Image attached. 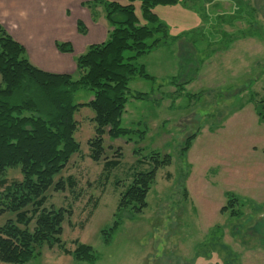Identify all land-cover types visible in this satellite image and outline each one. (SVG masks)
I'll return each mask as SVG.
<instances>
[{
    "label": "rangeland",
    "instance_id": "obj_1",
    "mask_svg": "<svg viewBox=\"0 0 264 264\" xmlns=\"http://www.w3.org/2000/svg\"><path fill=\"white\" fill-rule=\"evenodd\" d=\"M134 6L140 20V4ZM153 13L167 26L169 41L138 63L144 62L156 81L135 77L129 85L132 92L151 93V101L130 99L121 118L122 128L142 134H134L129 143L123 138L111 141L105 135L103 159L94 163L88 146L94 136L93 112L82 108L75 113L78 123L73 137L80 152L54 181L71 176L76 185L64 192L50 189L45 205L47 209L71 210L61 236L70 254L58 246H44L27 264H86L71 254L75 241L93 248L95 264H264V119L255 110V104L264 98V0H183L173 6H157ZM195 14L206 36L213 30L225 31L228 21L239 19L232 30L243 38L257 35L263 42L249 44L262 46V50L247 54L246 40H241L218 55L216 63L223 73L204 54L197 67L190 44L179 43V49L172 46L195 28ZM235 51L240 62L246 59L248 70L236 69ZM186 59H190L188 70L183 71ZM213 73L212 83L208 79ZM71 77L77 79L78 75L75 72ZM91 98L89 90L80 89L73 101L85 104ZM192 136L195 138L185 152L184 143ZM116 149H121V164L104 181L100 179L103 162ZM152 153L168 155L170 165L158 170L146 198L147 208L139 215L118 214L120 193L133 173L152 167L149 163L137 167L136 160L148 159ZM6 178L10 183L21 176L18 170H8ZM231 198L238 199L241 216L236 219L220 213ZM117 216L119 226L109 235ZM9 219H13L12 213L0 214V227ZM33 226L34 222L30 229Z\"/></svg>",
    "mask_w": 264,
    "mask_h": 264
},
{
    "label": "trees",
    "instance_id": "obj_2",
    "mask_svg": "<svg viewBox=\"0 0 264 264\" xmlns=\"http://www.w3.org/2000/svg\"><path fill=\"white\" fill-rule=\"evenodd\" d=\"M126 1L125 5L107 0L83 4L86 7L102 5L111 30L104 43L89 46L75 60L77 79L46 73L35 67L25 49L0 25V214L10 212L13 215V219L0 227V263L27 264L41 254L44 246L49 249L58 246L63 253L70 254L61 236L62 224L71 210L47 209L45 205L50 189L64 192L66 188L73 190L76 185L71 176L54 181L71 157L80 152L73 137L78 123L74 119L76 112L82 108L93 112L94 136L88 146L89 158L94 163L103 159L105 135L111 141L123 138L129 143L134 134L143 132L121 127V118L130 99L151 101V93L132 92L129 85L135 77L156 81L145 66L138 63L141 57L169 40L167 26L153 9L173 6L183 0ZM135 3L140 4V20L135 15ZM77 28L84 34L85 28L80 22ZM56 47L60 52H72L69 43H56ZM127 52L132 55L125 56ZM188 60L183 64V71L188 70ZM172 81L176 83V78ZM179 86L183 88V84ZM80 89L92 93L88 103H74V94ZM186 96L187 99L195 98V95ZM159 103L155 102L157 106ZM255 110L257 116L264 119V98L255 104ZM194 138L185 141V152ZM121 157V149H116L111 159H105L100 179L107 180L110 171L121 164ZM146 163L152 167L134 172L130 184L120 193L118 214L128 211L139 215L147 208L151 185L158 170L170 165V157L152 153L148 159L136 160L135 165L141 167ZM8 170H18L21 179L8 183ZM237 205L238 199L231 198L220 213H228L231 219H236L241 216ZM119 219L117 216L109 233L117 230ZM74 243L73 258L95 264L97 256L93 248Z\"/></svg>",
    "mask_w": 264,
    "mask_h": 264
},
{
    "label": "crops",
    "instance_id": "obj_3",
    "mask_svg": "<svg viewBox=\"0 0 264 264\" xmlns=\"http://www.w3.org/2000/svg\"><path fill=\"white\" fill-rule=\"evenodd\" d=\"M94 1L96 0H0V25L25 49L27 58L35 67L46 73L72 76L76 72L75 60L83 55L89 46L104 43L111 30L102 5H92L90 7L83 5ZM107 1L124 5L126 0ZM255 9L254 11L258 14L257 10L259 9ZM211 19L208 20L209 23H212ZM78 22L84 26V34L78 31ZM239 22V19L230 20L225 31H221L220 29V31L213 30V33L206 36L201 32L203 24L200 17L196 15L195 24L193 25V28H195L192 29V32L186 34L188 35L185 37L186 40L185 38L181 39L178 37V43L172 42V46L176 45L179 49L181 44L183 46L184 43L190 44L195 51V65L197 67L200 68L201 63L198 58L204 54L206 56L203 58L213 60L212 66L215 65L219 69L216 63L218 55L228 50L235 42L246 40L244 49L247 51V54H257L258 50H262V46L249 44V42L254 41L260 42L262 40L261 42H263L261 38H259L261 40H258L257 35L243 38L235 34L234 28L232 30V25ZM210 27L208 29L211 32ZM177 33L179 32H174V35ZM56 43H69L72 47V52H60L56 47ZM171 48L175 51L174 47ZM155 49L149 55L141 58L143 60L144 58H148L154 53ZM234 56L237 58L238 63L236 69H249L245 65L246 59L244 57L242 58L244 60L240 62L237 52ZM189 62L190 60H188ZM142 65L146 68L144 62H142ZM179 67L180 64L178 69ZM195 72H197V75L202 73L201 71ZM218 73H223L222 68L219 69ZM214 76L213 73V76H210L208 79L212 83Z\"/></svg>",
    "mask_w": 264,
    "mask_h": 264
}]
</instances>
